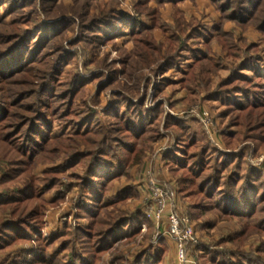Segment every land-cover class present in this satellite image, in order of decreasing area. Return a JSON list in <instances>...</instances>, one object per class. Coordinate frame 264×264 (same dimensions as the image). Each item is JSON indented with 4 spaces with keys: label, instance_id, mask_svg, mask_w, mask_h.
I'll return each instance as SVG.
<instances>
[{
    "label": "trees",
    "instance_id": "obj_1",
    "mask_svg": "<svg viewBox=\"0 0 264 264\" xmlns=\"http://www.w3.org/2000/svg\"><path fill=\"white\" fill-rule=\"evenodd\" d=\"M60 1L0 0V264H21L24 258L23 264H101L122 237L131 241L143 225L153 227L138 209L124 218L123 213L113 217L110 211L139 198L135 185L116 191V183L129 178V170L150 155L162 139L161 124L171 138L163 161L176 177L183 201L191 200L186 209L189 220L202 228L227 221L243 228L220 239L217 248L204 246L199 264H264V242L244 251L252 237L264 239V162L253 168L245 152L215 148L204 130L202 135L198 133L194 125L199 120L191 114L171 115L161 102L149 109L144 82L154 85L151 78L140 76L131 86L120 84L117 72L106 63L101 69L88 70L95 57L86 56L81 58L84 71L81 66L74 72L68 70L77 55L62 42L75 27L76 42H69L71 48L84 42L95 45L101 40L96 32H115L114 22L123 21L132 31L139 58L150 59L149 66L165 61L154 70L155 75L172 69L180 74L179 80L161 79L155 85L157 91L179 87L186 92L185 105L203 101L215 111L226 109L219 117L221 121L230 119L222 131L229 145L236 138L232 132L236 126L242 129L243 141L253 139L249 133L264 134V48L247 44L242 34L236 36L224 27L230 22L243 32L253 28L264 42V0H208L219 14L220 24L210 32L202 24L179 20L176 24L182 23L186 29L160 26L169 32L165 53L144 35L156 28L152 15L146 16L153 25L147 27L122 12L118 0H101L110 5L87 23L89 7L100 0H75V7L83 4L80 9L74 7L75 18L64 16L63 10L56 12ZM155 1L177 4L182 0ZM48 9L59 15L49 19ZM39 15L45 18L40 20ZM89 33L92 38L86 37ZM213 42L221 48L215 55ZM202 44L206 51L194 47ZM123 65L129 68L124 61ZM220 73L229 75L212 86L211 78ZM93 83L96 91L89 96L87 88ZM104 93L107 103L99 107ZM173 93L167 99L172 107L176 90ZM59 160L35 173L40 163ZM122 166L127 169L117 172ZM64 173L72 179L69 190L78 189L79 218L89 225L74 230L67 227L63 235L43 240L40 224L46 196L59 193ZM11 184L17 185L6 187ZM37 235L34 250L8 251ZM67 249L70 252L65 254ZM168 251L162 241L144 248L132 260L115 257L112 264H163Z\"/></svg>",
    "mask_w": 264,
    "mask_h": 264
},
{
    "label": "rangeland",
    "instance_id": "obj_2",
    "mask_svg": "<svg viewBox=\"0 0 264 264\" xmlns=\"http://www.w3.org/2000/svg\"><path fill=\"white\" fill-rule=\"evenodd\" d=\"M32 1V0H31ZM118 8L125 12L127 15H131L130 18L134 19H140L144 22V24L147 27H152V23L149 19H146L147 15H152L153 18H155V29H153L150 33H146L144 35H147L150 39H153L156 44L161 45L164 53L166 50V46L170 43L168 41V33L165 32L163 29H160V26H166V27H173L175 28V25H181V27H185L182 23L176 24L177 20L179 21H185L186 23H189L193 26H198L200 24L204 25L208 32L213 31L218 24H220V16L215 11L214 7L210 4L208 0H182L181 2L177 4H170V3H158L155 0H148L147 2H143L140 0H118ZM141 3V4H140ZM75 0H61L60 4H58L56 7V12L60 14V12L65 11L66 15L64 13V16L75 18L72 11L75 7ZM138 4V8H137ZM83 4H77L76 9H80ZM110 5L109 1L102 2L101 0L93 3L89 9L88 12L91 13L88 17L87 23H89V20H94L96 17L99 16L100 13H104L106 11V7ZM50 7V5H46ZM1 12H5V8L1 9ZM140 12H143L144 15ZM56 13V14H57ZM47 14L49 15V19L54 18L56 14H53L51 12V9H48ZM53 14V15H52ZM57 14V16L59 15ZM45 16L39 15V19H44ZM79 21V20H78ZM126 22V21H124ZM86 23V24H87ZM115 26V32L109 31V33H95L98 34V37L101 38L100 41H96L95 45H89L81 43L76 44L74 48L70 47V43L76 42V31L75 27L74 30L71 32H68L67 35L64 37L62 42L66 45L67 49H70L74 51V53L77 55V58L72 63V65L69 67L71 71H75L79 66L83 68V65L81 64V58L86 56V58L92 59L95 57V63L93 65H90L88 67V70H97L101 69V65L103 63H106V65L109 67V70H113L117 72L118 77V83L120 84H127L128 86L133 85L135 79H137L140 76H143V79L151 78L153 79L154 84L157 86L158 82L163 78H170L172 80H179L180 74L176 71V69H172L170 71H165L163 74H157L155 75L154 70H157V68L160 67L161 64H164L165 61L156 62L154 65L149 66L146 62L149 61L144 58H139L137 55V48L136 44L133 39V34L131 33L130 27H127L123 21H116L114 22ZM224 29L228 31H234L236 36H239L242 34V37L246 39L247 44H260L262 46V49L264 48V42H263V36L260 35L255 29L250 28L246 29V31H241L239 28H237L233 23H226ZM238 29V31H237ZM97 31V30H95ZM94 31V32H95ZM119 35L116 39V35ZM143 34L142 36L145 37ZM209 36V35H208ZM86 37L92 38V33H89L86 35ZM70 42V43H69ZM94 44V43H93ZM195 48H200L203 51L207 50V47L202 44L201 46H195ZM211 49L215 54H218L221 52V48L218 45L217 42H213L211 44ZM261 50V49H260ZM86 51V52H85ZM93 55V56H92ZM84 59V58H83ZM80 60V61H79ZM104 61V62H103ZM123 61L126 62L129 66L124 67ZM127 70V71H125ZM84 71V68H83ZM88 72V71H86ZM85 72V73H86ZM123 72H127L126 76ZM228 73H220L219 76H213L211 78L212 86L214 84H217L219 82V79L227 77ZM144 85L147 86L144 89L145 94H147V107L150 106V104L155 105L153 108L156 107L158 103H162L164 106V110L166 113H169L166 110V106L169 107L172 111L178 114H188L190 111L194 109H200L203 112H207L212 120L215 123V127L217 129V136L220 140L223 149L227 151H233V152H245L249 159V165L255 168L258 166L252 165L253 160L257 161L259 159H263L262 162H264V134L261 132H254L249 133L248 136L250 138H253L252 140L244 139L243 136L240 135V132H242V129L238 126L233 127L232 132H235L236 138L230 141L229 145L227 144V141L223 138L222 131L224 130V127L227 126L230 119H225L224 121H221V117H219V114L222 112H225V108H219V110H213L212 105L210 103H206L203 101H197L194 104L191 105H185V107H176L175 105L172 107L170 104L172 102L168 101L169 96H172L173 90H176L177 94H175L174 98L180 99L184 98L186 95V92L184 90H180L179 87H167L162 92L154 90L152 84H147L144 82ZM96 83L91 84L87 90L89 92L86 94H89V96H93L96 91ZM180 90V91H179ZM174 94V93H173ZM106 93H104L101 96V103L99 107H103L106 105ZM93 104V103H92ZM179 106V105H178ZM183 106V105H181ZM170 114V113H169ZM161 124V123H160ZM198 133L201 134V131L203 132V127L201 123L197 122L196 125H194ZM160 132L162 134V139L155 144L153 151L150 153V155L144 159V161L140 164H137V166L131 168L134 172V178L135 181H130V177L125 179V177H122V181L116 183V191L119 189V187H127L128 185L135 184L137 192L139 193V198L137 200H128L126 203L123 204H117L115 205L114 210L110 211L112 216L121 215L120 213H123L125 216L122 215V218L129 217V214L134 213L137 209L140 211V213L143 214L144 209V203L145 199L147 197V183L146 179L149 176V173H153V165L156 162V159L158 157V152L164 147V142L167 140V138H170V135L167 134V132L162 128V124L160 126ZM202 135V134H201ZM202 139V136H201ZM204 141V140H202ZM168 147V146H167ZM230 149V150H228ZM161 153V151H160ZM250 156V157H249ZM60 161L56 162H46L39 166H37L35 173H39L42 171L47 170L49 167H53L57 163H60ZM261 162V163H262ZM1 163V162H0ZM5 166V164L2 166V168ZM1 167V166H0ZM157 177V176H156ZM168 178V181L167 179ZM157 180L160 184H165L166 182H169L170 180H173L175 190L177 193V200L180 204H184L186 208L181 207L182 210H186L187 206L191 202V200L183 201L182 196L178 193V185L176 182V177L173 176L172 173H168V177L161 178L157 177ZM72 182V179L69 177V173H64L60 176V183L58 186V192H51L46 196V206L43 208V221L42 225L40 224L41 231L40 236L43 240H49L54 235H63L66 232V228L70 227L73 230L78 228L79 226H85L87 227L89 225L88 221H82L79 218V192L76 187H72L71 190H69V186ZM17 184L15 185H7L8 188H15ZM21 187L23 186L22 183H18ZM167 187H169L170 192L172 193V188L169 184H167ZM171 187V188H170ZM5 188V187H4ZM4 188L2 190H4ZM172 189V190H171ZM58 194V195H57ZM35 205H31V207H34ZM181 206V205H180ZM109 212V213H110ZM180 212V211H179ZM105 215V213H104ZM186 215V214H185ZM187 216V215H186ZM210 217H207L205 219H209ZM189 219V218H188ZM203 221V220H201ZM190 223L194 226L197 236L199 237L201 243L203 246H201L198 249L199 257H203L204 255V249L203 247H212L217 248L216 244L219 242L220 239L226 238L229 234H234L237 232H241L243 229L242 226L238 222H222L217 223L214 227L209 228H202L197 223L191 222ZM151 237L148 239L147 237ZM155 236V226L149 228L146 227L145 232H141L137 234L134 238L129 241L126 237H122L118 243H116L115 247L108 253H106L103 256L101 264H112L115 257H118L120 255L127 256L128 260H132L136 257L144 248L149 247L150 245L154 244V237ZM38 238V235L32 240L27 241L26 243H16L13 247H11L8 251L11 252L13 250H17L18 248L20 250L25 251H32L36 248L38 245V241H36ZM41 239V240H42ZM64 239H61V241L57 242L54 245V248H59L62 245V242ZM260 242H264V239L261 238H255L252 237L248 242L245 243V249L244 251H250L251 247L254 246L255 248L260 245ZM258 242V244H257ZM227 248L230 246H226ZM65 254L70 252L69 249L65 250ZM170 255V263L175 264V261L173 260L174 252L171 248H169V251L167 253ZM167 255V256H168ZM22 263H24V260L26 258L22 259ZM29 260V258L27 259ZM199 261V258H198ZM169 264V263H167ZM203 264V263H202Z\"/></svg>",
    "mask_w": 264,
    "mask_h": 264
},
{
    "label": "built area",
    "instance_id": "obj_3",
    "mask_svg": "<svg viewBox=\"0 0 264 264\" xmlns=\"http://www.w3.org/2000/svg\"><path fill=\"white\" fill-rule=\"evenodd\" d=\"M155 105L148 106L153 109ZM166 110L171 115H179L166 106ZM191 114L199 120L205 133L211 140L213 146L219 150H224L218 139L215 123L207 112L194 109ZM184 115V113L180 114ZM263 159L252 162V165L259 164ZM147 197L144 205V215L155 226L154 245L164 240H170L176 247L179 264H199L198 249L203 246L196 234L194 226L185 214L176 209V202L173 194L165 184H160L156 175L149 173L146 179ZM142 232L146 231V226H142Z\"/></svg>",
    "mask_w": 264,
    "mask_h": 264
},
{
    "label": "crops",
    "instance_id": "obj_4",
    "mask_svg": "<svg viewBox=\"0 0 264 264\" xmlns=\"http://www.w3.org/2000/svg\"><path fill=\"white\" fill-rule=\"evenodd\" d=\"M153 86V88H154V90H156L155 88V84L154 85H152ZM158 86V85H157ZM180 91V90H179ZM175 94H177V92L175 93ZM174 97H175V95H174ZM185 98V97H184ZM184 98H180V99H177V98H173V103H174V105L178 108V107H185L184 106ZM179 105V106H178ZM181 105H183V106H181ZM174 108V107H173ZM178 114V113H177ZM175 116V115H174ZM176 116H178V117H181V116H184V115H176ZM169 144H170V139L169 138H167V140L164 142V147H162V149L160 150L161 151V153H160V151L158 152V157H157V159H156V162L154 163V165H153V172H154V174L157 176V177H161V178H165V177H168V173H169V171H168V169L166 168V166H165V163H164V161H163V155H164V150L166 149V148H168L167 146H169ZM127 168L124 166H122V169L120 168V169H118V170H116L117 172H124L125 170H126ZM133 170L132 169H130L129 170V174H130V181H135L136 179L134 178V174H133ZM124 178V177H123ZM125 179H127V178H125ZM167 179V181H168V178H166ZM122 181V180H121ZM167 184H169L171 187H173L171 190H172V194H173V196H174V198H175V202H176V209L178 210V211H180V213H182V214H186V210H182L181 209V207L183 208V206H184V208H186L185 207V205L183 204H180L179 202H178V198H177V193H176V190H175V186H174V182H173V180H170L169 182H166V186H167ZM135 185V184H134ZM170 187V188H171ZM169 188V187H168ZM181 205V206H180ZM164 242L168 245V247L169 248H171L172 250H173V252H174V257H173V260L175 261V264H179V261H178V258H177V251H176V247H175V245L170 241V240H164ZM168 255V254H167ZM167 263H169V264H171L170 263V255H168V256H166V259H165V262L163 263V264H167Z\"/></svg>",
    "mask_w": 264,
    "mask_h": 264
}]
</instances>
